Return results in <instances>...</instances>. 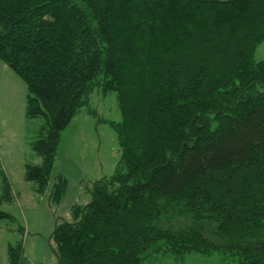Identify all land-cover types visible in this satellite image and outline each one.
Wrapping results in <instances>:
<instances>
[{"label": "trees", "instance_id": "1", "mask_svg": "<svg viewBox=\"0 0 264 264\" xmlns=\"http://www.w3.org/2000/svg\"><path fill=\"white\" fill-rule=\"evenodd\" d=\"M263 42L264 0H0V59L25 82L27 119L44 118L29 142L42 161L25 163L36 192L94 90L115 92L122 113L107 121L115 172L54 225L57 264H264ZM67 187L57 175L51 200ZM7 253L26 264L22 242Z\"/></svg>", "mask_w": 264, "mask_h": 264}, {"label": "rangeland", "instance_id": "2", "mask_svg": "<svg viewBox=\"0 0 264 264\" xmlns=\"http://www.w3.org/2000/svg\"><path fill=\"white\" fill-rule=\"evenodd\" d=\"M255 58H264V42ZM26 94L25 82L0 59V173H5L12 189V199L0 203V209L13 216L0 219V264H8V245L19 242L26 264H57L51 238L54 225L57 219H72V206L90 201L93 182L115 172L122 153L107 121H121L122 113L115 92L94 90L88 105L62 131L49 184L39 193L35 182L26 180L24 174L26 162L42 161L29 142L36 139L44 118L27 119ZM59 174L68 178V187L63 199L55 203L50 190ZM146 264L180 263L173 256L161 255L158 262ZM182 264L236 263L217 254L191 253Z\"/></svg>", "mask_w": 264, "mask_h": 264}]
</instances>
